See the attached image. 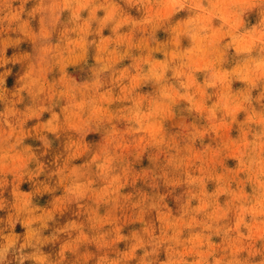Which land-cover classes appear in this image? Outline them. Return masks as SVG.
I'll list each match as a JSON object with an SVG mask.
<instances>
[{
  "label": "clouds",
  "instance_id": "obj_1",
  "mask_svg": "<svg viewBox=\"0 0 264 264\" xmlns=\"http://www.w3.org/2000/svg\"><path fill=\"white\" fill-rule=\"evenodd\" d=\"M0 264H264V0H0Z\"/></svg>",
  "mask_w": 264,
  "mask_h": 264
}]
</instances>
